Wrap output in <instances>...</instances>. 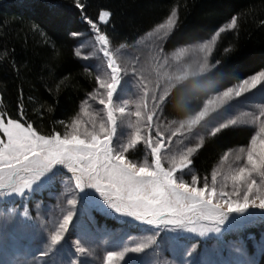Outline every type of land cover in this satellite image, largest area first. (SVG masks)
<instances>
[{"label":"snow or ice","instance_id":"obj_1","mask_svg":"<svg viewBox=\"0 0 264 264\" xmlns=\"http://www.w3.org/2000/svg\"><path fill=\"white\" fill-rule=\"evenodd\" d=\"M75 7L83 10L84 5L76 0ZM176 16V11H172L156 31L170 33L177 22ZM109 17L108 11H101L98 20L107 23ZM83 19L94 34V47L98 46L102 54V69L95 76L97 90L89 97L101 108L93 110L86 99L80 113L87 119L77 117L66 126L65 134L54 131L49 135L40 134L24 120L22 106L20 120L5 119L6 113L0 114V198H19L22 210L16 214L14 222L41 242V249L33 257L34 264H46L45 258L63 245L81 206V214L88 220L81 225V235L69 241L70 248L62 249L69 257L64 264H80L73 254L77 257L93 255L91 245H86L81 237L94 235L89 226L90 212L100 208L155 230L133 246L106 251L102 264H118L129 254H145L150 249H155L153 254L157 259L145 264H191L188 257L196 246L185 252L180 261L171 259L168 251L175 252L177 248L165 249L158 244L162 232L166 240L175 241L178 246H182L181 239L192 235L215 237L221 251L225 244L230 245V258L215 264H258L256 257L249 255L244 240L224 241L222 234L264 223V102L257 103L255 111H243L240 116L228 118L234 107L230 101L253 93L258 86L264 87V70L214 95L195 119L161 126L154 122V117L158 119L157 104L149 108L146 102L149 91L143 80L134 81L132 85L142 90L141 99L134 102V110L126 106L128 101L117 99L122 80L130 71L127 62L118 55L125 45L121 43L115 51L111 50L109 36L93 20L86 16ZM236 27L237 18L233 17L197 49L209 59L217 37L226 28ZM71 35L75 38L79 33ZM82 47L78 46L75 51L78 58L82 57ZM187 51L181 49L174 56ZM131 72L135 75L137 69L132 68ZM151 99L159 103L164 97L158 101L151 94ZM238 124L255 126L254 134L247 146H240L232 153L226 170H212L210 180L207 176L201 180L192 173V156L202 147L204 136H199L200 142L195 146H186L183 140L174 138L188 139L197 127L214 137ZM121 128L127 129L126 139L116 142ZM138 146L144 148L143 158L134 160L128 153ZM228 158L225 152L221 163ZM58 174L67 177L63 193L70 198H66V206L58 199L44 214L41 204L37 203L33 215L27 203L31 194L49 191L51 195ZM188 174L190 180L184 178ZM50 216L54 218L49 222ZM247 240L256 241V236L249 233ZM254 247L264 255V236Z\"/></svg>","mask_w":264,"mask_h":264},{"label":"trees","instance_id":"obj_2","mask_svg":"<svg viewBox=\"0 0 264 264\" xmlns=\"http://www.w3.org/2000/svg\"><path fill=\"white\" fill-rule=\"evenodd\" d=\"M75 3L0 0V114L6 113L5 119L20 120L22 106L24 120L40 134L67 131L66 126L96 88L94 73L75 55L78 41L71 35L89 29L85 16L109 36L110 46L118 48L121 43L125 47L135 44L176 11L177 22L164 42L165 51L208 40L237 18L235 29L217 37L210 70L171 90L162 105V116L169 121L195 115L212 95L264 70V0H80L83 10ZM101 11L110 13L107 23L99 22ZM251 135L249 128L231 127L206 137L192 156L194 173L201 180L209 178L225 152L245 146ZM46 192L33 196L44 199ZM91 218L96 229L113 236L109 243L122 229L134 235L153 231L100 209L92 210ZM249 233L259 238L264 223L222 235L224 241L241 239L248 245ZM199 242L205 241L193 235L180 241L185 245ZM259 264H264V255Z\"/></svg>","mask_w":264,"mask_h":264},{"label":"rangeland","instance_id":"obj_3","mask_svg":"<svg viewBox=\"0 0 264 264\" xmlns=\"http://www.w3.org/2000/svg\"><path fill=\"white\" fill-rule=\"evenodd\" d=\"M165 21H163L162 23H164ZM174 28L175 26L173 27L171 32L174 30ZM156 29L157 26L143 35L135 44L129 47H124L118 53V55L127 62L130 71L127 75L124 76L122 80V84L117 94V99L121 102L128 101L129 103L126 106L130 110H134V102L141 99L142 90L134 88L132 85L134 81L143 80L149 91V96L145 98L148 107L151 108L153 104H157L156 116L158 117V119L154 117V122L160 124L161 126H164L171 124L172 122L166 120L162 116V105L166 98L170 95L171 90L176 85L182 83L188 78L200 77L210 70L211 66L209 59L211 54L209 55V59H206L204 53H201L197 48L200 44L207 43L213 35L208 40L182 46L172 51H165L163 49V45L166 38L171 32L165 35L163 31L157 32ZM161 37L163 38L161 39ZM75 38L78 41L76 50L78 46L82 45L83 47L80 49L82 57L84 55H87L89 57L88 59H83L82 57L80 59L86 66H89L90 70L96 76L102 69V54L98 52V46L94 47V34L92 33L90 27L86 32L80 33ZM214 45L212 46V50L214 48ZM110 49L115 51L116 48L110 46ZM181 49H188V51L182 55L174 56ZM132 68L137 69V73L135 75H133L131 72ZM236 84H234L233 86H235ZM96 90L97 86L93 92H95ZM90 94L86 97V99H89ZM151 94L155 95L158 101L161 96L164 97V99L162 102L157 103V101L151 99ZM214 95H212L209 99H211ZM206 102L198 113L184 120L177 121V123L181 121L187 122L195 119L197 115L204 110ZM260 102H264V87L262 86H258V89L254 90L253 93L245 94V97L230 101L229 103L234 105V107L229 112L228 118H235L237 116H240V113L243 111H255L256 104ZM89 103L92 105L93 110L98 111L101 108V106L98 105L95 101H91L89 99ZM83 107L84 103H82L80 110ZM80 110L78 111V114L75 118L80 117L81 119H87V117L81 116ZM241 119L245 118L241 117ZM231 127L249 128L252 130V134H254L255 126L252 125L238 124L229 126V128ZM126 132V128L118 129L116 142H123L124 139H126ZM201 135L204 136V139L210 136V134L206 135L202 128L197 127L193 130V133L189 136L188 139H184L183 137L178 136L175 137L174 140L180 139L183 140V143L186 146H195L200 142L199 136ZM0 136H2V134H0ZM247 144L245 146H247ZM236 150H238V148L229 151L228 160L221 163V159L215 169L226 170L228 164L232 161V153ZM143 154V146H138L137 149L128 153L129 157L134 160H141L143 158ZM192 173H194L193 169ZM184 178L186 180H190V174L185 175ZM208 179L210 180V177ZM67 182V177L58 174L55 178V184L53 187L54 190L51 191V195L49 191H47L44 195V199H41L35 198L33 194H31L27 203L29 205V208L32 209L33 215H35V205L37 203L41 204V211L44 214H47L50 205L55 206L57 204L58 199L60 203L66 206V198L70 197L64 195L63 189L67 186ZM0 201H4L0 203V264H16L17 261L24 262V264H34L33 257H35L41 249V242L37 239H34L31 232L23 229L14 222L16 214L19 213L22 209L18 211V209L12 210L10 208H21L19 198L4 197L0 198ZM6 203L7 205L5 206ZM100 210L105 211L104 208H100ZM81 211L82 206L78 207L77 209L78 214L72 231L69 232L63 245L59 246L58 250L51 254V256L45 258L46 264H64V261L69 258L68 255L62 251V249L64 247L70 248L69 241L73 237L81 235V225L88 220V217L82 215ZM58 213L59 209L56 210L57 215ZM53 218L54 216H50L49 222ZM119 218L125 219L124 217ZM89 226L92 228L94 235L89 238H85L82 236L81 239L86 245H91L93 249V255L90 257H77L75 256V254H73L74 258L80 260V264H102L103 256L106 254V251L120 250L124 245L133 246L135 243L139 242V240L143 239L146 235H151L155 231L153 230L143 232V234L134 235L122 229L119 230V232L114 233L116 239L112 238L115 240L109 243L107 241L111 240L109 239V237L111 236L110 233H104L101 230L96 229V226L93 224L92 220ZM262 236H264V234H262L259 238L256 237V241H250L247 245L249 255L255 256L258 260V264L261 260L262 255L259 254L258 249L254 247V244L259 242ZM200 240H203L205 242H199V244L197 243L191 245L180 243V245L182 246H178L175 241L166 240L165 235H162L161 233L158 238V244L165 249H172L174 247L177 248V251H168L167 253L171 259H175L176 261H180L183 254L189 250H192L193 245H195V250L192 251V255L188 257V259L191 261V264H215V262H218L221 259H229L232 255L230 252L231 246L228 244L224 245L222 251L217 248L218 241L215 237L210 236L200 238ZM229 241L239 240L232 239ZM154 251L155 249H150L145 254H129V256L126 257L125 261L118 262V264H145V261H154L155 259H157L156 255L153 254Z\"/></svg>","mask_w":264,"mask_h":264}]
</instances>
